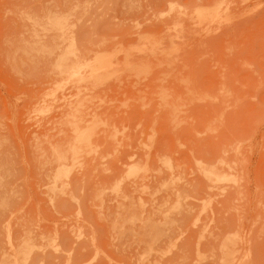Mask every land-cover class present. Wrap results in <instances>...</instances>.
<instances>
[{"label": "rangeland", "instance_id": "374dc122", "mask_svg": "<svg viewBox=\"0 0 264 264\" xmlns=\"http://www.w3.org/2000/svg\"><path fill=\"white\" fill-rule=\"evenodd\" d=\"M0 264H264V0H0Z\"/></svg>", "mask_w": 264, "mask_h": 264}, {"label": "bare ground", "instance_id": "6f19581e", "mask_svg": "<svg viewBox=\"0 0 264 264\" xmlns=\"http://www.w3.org/2000/svg\"><path fill=\"white\" fill-rule=\"evenodd\" d=\"M105 64H106V62L101 59V61L99 62V67L103 68V67H105Z\"/></svg>", "mask_w": 264, "mask_h": 264}]
</instances>
